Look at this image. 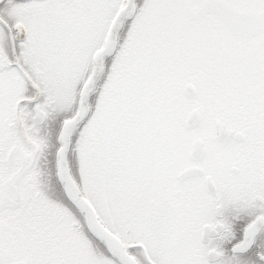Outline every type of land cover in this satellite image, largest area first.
Returning a JSON list of instances; mask_svg holds the SVG:
<instances>
[{"label":"snow or ice","instance_id":"obj_1","mask_svg":"<svg viewBox=\"0 0 264 264\" xmlns=\"http://www.w3.org/2000/svg\"><path fill=\"white\" fill-rule=\"evenodd\" d=\"M0 264H264V0H0Z\"/></svg>","mask_w":264,"mask_h":264}]
</instances>
